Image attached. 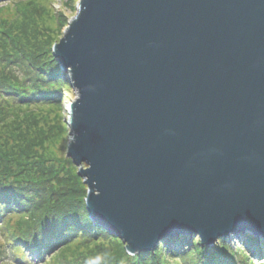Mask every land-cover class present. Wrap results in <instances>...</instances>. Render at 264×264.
<instances>
[{
	"label": "water",
	"instance_id": "obj_1",
	"mask_svg": "<svg viewBox=\"0 0 264 264\" xmlns=\"http://www.w3.org/2000/svg\"><path fill=\"white\" fill-rule=\"evenodd\" d=\"M51 50L92 224L131 254L264 240V0H78Z\"/></svg>",
	"mask_w": 264,
	"mask_h": 264
},
{
	"label": "rangeland",
	"instance_id": "obj_2",
	"mask_svg": "<svg viewBox=\"0 0 264 264\" xmlns=\"http://www.w3.org/2000/svg\"><path fill=\"white\" fill-rule=\"evenodd\" d=\"M77 2L0 0V48L7 50L13 44L9 52L18 51L15 56L19 58L13 59L5 72H0V80L14 83L15 79L11 78L19 76L17 80L22 83L26 77L37 74L36 70L26 71L30 50L37 55L31 62L42 65L46 54L53 56L51 47L63 35L76 12ZM64 75L62 72L65 81ZM40 85L43 84L40 82ZM51 85L47 88L57 94V99L50 104L27 106L19 104L17 99L13 102L10 96L0 97V169L9 172L6 179L0 177V203H4L0 206V264H130L135 260L155 264L150 251L143 260L139 253L126 252L124 244L116 237L89 228L49 232L44 237L51 242L46 244L44 240L38 243L33 239L34 233L40 231L36 229L39 223L53 212L52 207H46L49 203H57L53 206L57 212H65L70 206L68 203L60 205L73 195L71 173L78 176L77 166L65 155L71 138L67 108L76 94L67 85ZM1 90L9 92L12 88ZM84 188L86 190L85 185ZM85 190L81 194L84 198ZM183 237L180 241L174 237L162 244L175 251L158 254L157 264H206L205 260L210 262L214 253L219 264H264V240L249 232L220 237L211 245L198 243L196 235ZM254 240L258 242L256 245ZM194 244L198 245L195 250L192 249ZM199 250L205 256L197 252ZM118 255L122 256L119 260Z\"/></svg>",
	"mask_w": 264,
	"mask_h": 264
},
{
	"label": "trees",
	"instance_id": "obj_3",
	"mask_svg": "<svg viewBox=\"0 0 264 264\" xmlns=\"http://www.w3.org/2000/svg\"><path fill=\"white\" fill-rule=\"evenodd\" d=\"M12 45L7 49V50H1L0 52V63H2V68L0 69V72H5L6 69H8V64L12 63L13 59H19L17 56H15V54H17L18 51H14L12 53H10L9 51L12 48ZM2 47V46H0ZM20 48V47H19ZM5 49V48H4ZM31 54L29 56L30 61L28 62L27 65V72H31L33 70H36L37 74H33L32 76H28L25 79H23L22 83H19V76H15V78H11L12 80L15 79L14 83H10L7 80H0V97H4V96H10V98L12 99L13 102L17 100L19 104H24L27 106H30V104H34V105H38V104H50L51 102L55 101L54 99H57V94H52L49 91V88H47L50 84H55V85H67V87L69 86L63 79H62V72L60 71L59 65L57 63V61L53 58V56L51 55H45L43 58H45V60L43 61V65L36 63V62H31L32 59H34L37 55L32 52L30 50ZM22 53L23 51H21V56L20 59H22ZM38 58V57H37ZM24 65V64H23ZM8 77V76H7ZM18 79V80H17ZM40 82L43 85H40ZM51 85V86H52ZM50 86V88H52ZM11 87L12 90L8 91H3L1 90V88H8ZM31 88V89H30ZM11 92V94H10ZM14 95V96H13ZM16 97V98H15ZM59 160V159H58ZM59 163H62V160H59ZM64 167L61 166V169H63ZM46 173L48 174L47 170ZM53 174V173H52ZM9 172L7 169H0V177L6 179V177H8ZM51 175V174H50ZM72 177H70L71 182H70V186L74 187L73 190V195L70 194L69 198L73 197L72 199H67V202L62 203L60 206H62L65 203H68L70 206L67 207L66 210H64L65 212H57L54 209V205L57 203H49L46 207H52L51 211L52 213H50L48 215V217L46 218V220L43 223H39L40 226L39 228V233H34V237L33 239L36 240L38 243H40L41 241L44 240V244H46L47 242H51L49 239L50 238H45L44 236L49 235V232H57V231H61L62 233L69 232V231H73L75 230H86L87 228L89 229H93L96 233H98L99 231H103L104 233L108 234L109 236H112L111 234H109L107 231H105L103 228L95 226L94 224L91 223L90 219L88 218V214L87 211L85 209L83 200H84V195L82 197L81 194H84V185L81 182V179L76 176V174H74L73 172L71 173ZM21 192V191H20ZM86 192V190H85ZM79 194V197L76 199V196ZM83 199H82V198ZM13 199H15L12 196ZM19 198L18 196H16V199ZM74 204V205H73ZM4 205V203H0V206ZM74 207H73V206ZM56 209V208H55ZM73 223L74 224V228H73ZM37 226V225H36ZM51 226H53L52 229ZM94 227V228H93ZM36 229H34V232H37ZM181 236V237H180ZM178 236V241H180L182 238L184 239L185 237H183L184 235H180ZM171 238H167V239H163L160 242H158V244L154 247L153 251H150L152 258L155 260V264H157L159 262V255L158 254H163L164 252H173L175 250H172L169 248V246L166 245H162L163 243H166L167 240H170ZM195 243V242H194ZM199 243V240H198ZM253 243L256 245L258 242L256 240L253 241ZM168 244H170V242H168ZM198 245L194 244V247L192 248L193 250H195V247H197ZM214 248L219 249L217 246H214ZM212 248V252L214 253ZM165 249V250H164ZM203 250V248H201ZM202 250H199L197 252L201 253L202 255ZM215 250V249H214ZM148 252V251H146ZM146 252H140V258L141 259H145L146 256L148 255V253ZM23 258L25 257V254H20ZM158 255V256H157ZM205 256V255H202ZM217 254L214 253L213 256L211 257L210 262H208V260L206 261V264H219L218 261L216 259ZM119 260L122 256L118 255L117 256ZM139 257V256H137ZM145 261H140V260H135L133 262H131L130 264H144Z\"/></svg>",
	"mask_w": 264,
	"mask_h": 264
}]
</instances>
